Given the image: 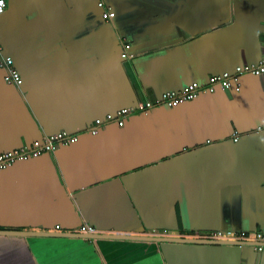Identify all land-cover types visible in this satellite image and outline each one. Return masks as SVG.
<instances>
[{
  "label": "crops",
  "instance_id": "1",
  "mask_svg": "<svg viewBox=\"0 0 264 264\" xmlns=\"http://www.w3.org/2000/svg\"><path fill=\"white\" fill-rule=\"evenodd\" d=\"M0 48L22 78L5 83L0 69V152L77 132L0 171V264H264V246L7 232L264 231V74L86 131L122 107L264 61V0H6Z\"/></svg>",
  "mask_w": 264,
  "mask_h": 264
},
{
  "label": "built area",
  "instance_id": "2",
  "mask_svg": "<svg viewBox=\"0 0 264 264\" xmlns=\"http://www.w3.org/2000/svg\"><path fill=\"white\" fill-rule=\"evenodd\" d=\"M99 7H103L102 2H98ZM6 8V0H0V14L4 12ZM102 16L104 19L110 17L109 10H103ZM127 44L123 45L122 56H126ZM0 69L3 72V81L14 86H19L22 83V78L13 66V60L8 55L1 54L0 48ZM243 73H249L253 75H262L264 74V61L259 62L258 64H240L236 65L233 71H223L221 73L212 74L208 77L206 83L190 82L187 85L183 86L179 90H168L162 93L159 98L155 100H144L138 102L133 107H122L117 109L113 113H107L103 118H96L93 122L87 127L86 131L89 133H96L98 127L103 122H115L117 126H122L125 119L128 115L132 113H137L145 109L165 105L167 107H174L182 102L192 100L199 96L202 93L213 92L215 87L221 89H229L233 87L235 90H238V78L239 75ZM77 133V132H76ZM76 133H68L65 130H60L52 132L41 140H35L28 146H22L20 148L11 149L7 151L0 152V171L11 166L16 161L26 160L30 157L38 156L41 152L51 153L57 149L60 143L67 144L73 143L77 140ZM236 140V137L233 138ZM56 230H59V225L54 227ZM79 233H94L95 230L92 226L87 224H82L78 227L77 231ZM208 239H228L234 241H249L255 245V249L260 251L264 246V231H255L252 233L246 232H236L232 230H220L216 232L206 233L205 235Z\"/></svg>",
  "mask_w": 264,
  "mask_h": 264
},
{
  "label": "water",
  "instance_id": "3",
  "mask_svg": "<svg viewBox=\"0 0 264 264\" xmlns=\"http://www.w3.org/2000/svg\"><path fill=\"white\" fill-rule=\"evenodd\" d=\"M66 4L70 3V0H65ZM2 55H5L1 51ZM14 66V65H13ZM15 67V66H14ZM161 92L159 96L164 93ZM133 107V106H129ZM8 233H17L20 235H48V236H59V237H82L87 239H118V240H139V241H147V242H187V243H215V244H232V245H252L253 248L255 245L250 242L244 241H230V240H204V239H196V238H188V237H170V236H149V235H127V234H105V233H79V232H46V231H7Z\"/></svg>",
  "mask_w": 264,
  "mask_h": 264
}]
</instances>
